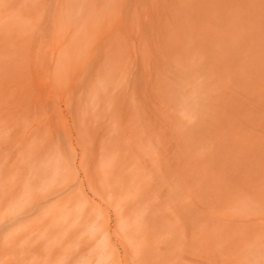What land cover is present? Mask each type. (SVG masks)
Masks as SVG:
<instances>
[{"label":"rangeland","instance_id":"1","mask_svg":"<svg viewBox=\"0 0 264 264\" xmlns=\"http://www.w3.org/2000/svg\"><path fill=\"white\" fill-rule=\"evenodd\" d=\"M0 264H264V0H0Z\"/></svg>","mask_w":264,"mask_h":264}]
</instances>
